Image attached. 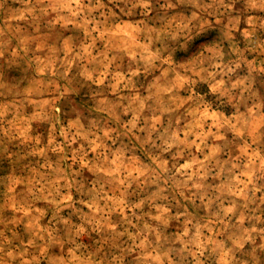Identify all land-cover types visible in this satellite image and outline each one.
Here are the masks:
<instances>
[{
	"label": "rangeland",
	"instance_id": "obj_1",
	"mask_svg": "<svg viewBox=\"0 0 264 264\" xmlns=\"http://www.w3.org/2000/svg\"><path fill=\"white\" fill-rule=\"evenodd\" d=\"M0 264H264V0H0Z\"/></svg>",
	"mask_w": 264,
	"mask_h": 264
}]
</instances>
